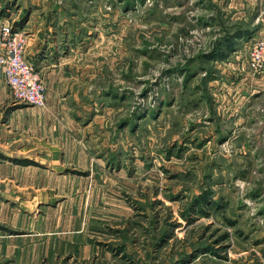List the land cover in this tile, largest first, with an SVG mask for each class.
<instances>
[{
    "label": "rangeland",
    "instance_id": "1",
    "mask_svg": "<svg viewBox=\"0 0 264 264\" xmlns=\"http://www.w3.org/2000/svg\"><path fill=\"white\" fill-rule=\"evenodd\" d=\"M48 1L44 103L0 83V264H264V0ZM47 98L52 133L7 121Z\"/></svg>",
    "mask_w": 264,
    "mask_h": 264
},
{
    "label": "crops",
    "instance_id": "2",
    "mask_svg": "<svg viewBox=\"0 0 264 264\" xmlns=\"http://www.w3.org/2000/svg\"><path fill=\"white\" fill-rule=\"evenodd\" d=\"M13 5L17 6V11L13 12L11 21L15 22L19 28L23 27L28 33V40L24 51L25 58L29 62H32L37 69H40L43 72V76L45 72V78H48V86L50 84L54 85L57 79L56 75H54L55 72L63 69V64L59 60V57L66 46H62V41L59 37V34L63 32V28L58 26V28L53 29L52 25L54 23L49 22L50 13L43 12L47 11L48 5L51 7V2L48 0H0V23L2 22V17L8 15L5 12V8ZM67 50L71 51L70 49ZM1 82L4 85L6 83L0 70ZM1 87L3 90L5 89L4 86L1 85ZM4 98H6V95L2 99ZM49 102L47 98L48 109L46 110L30 105H20L11 108L7 121L12 119V128L24 130L29 134H36L35 131L37 130L41 132L43 126L45 127L46 134L52 133L54 130L53 123L55 124L52 110H55V108H52ZM58 111L61 116L66 115L60 109ZM18 122H23L24 125L17 124ZM57 122L59 124L62 123V121L58 120ZM9 125L11 126V124Z\"/></svg>",
    "mask_w": 264,
    "mask_h": 264
},
{
    "label": "built area",
    "instance_id": "3",
    "mask_svg": "<svg viewBox=\"0 0 264 264\" xmlns=\"http://www.w3.org/2000/svg\"><path fill=\"white\" fill-rule=\"evenodd\" d=\"M27 35L7 22L0 23V70L14 101L41 106L45 90L39 73L25 56ZM249 67L257 72L264 66V37L255 38L248 55Z\"/></svg>",
    "mask_w": 264,
    "mask_h": 264
},
{
    "label": "trees",
    "instance_id": "4",
    "mask_svg": "<svg viewBox=\"0 0 264 264\" xmlns=\"http://www.w3.org/2000/svg\"><path fill=\"white\" fill-rule=\"evenodd\" d=\"M243 33H244V32H239L238 34H235V36H237V35L242 36ZM230 41H231V38H228L227 41L224 42V43H226L225 48H227V49H230V48H231L232 45H231ZM217 55L222 56V52H213V53L210 55V57H211V56H212V57H216Z\"/></svg>",
    "mask_w": 264,
    "mask_h": 264
}]
</instances>
